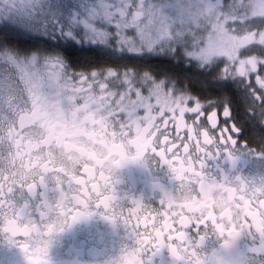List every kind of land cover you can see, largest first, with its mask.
Here are the masks:
<instances>
[{
    "label": "snow or ice",
    "instance_id": "obj_1",
    "mask_svg": "<svg viewBox=\"0 0 264 264\" xmlns=\"http://www.w3.org/2000/svg\"><path fill=\"white\" fill-rule=\"evenodd\" d=\"M177 12L178 0H0V230L19 242L29 264H49V237L69 219L91 215L93 206L131 225L135 244L121 264H146L145 255L164 248L179 261L204 264L188 230L206 227L225 236V246L241 233L254 235L250 264H264V188L209 179L205 161L221 151L231 156L241 129L229 122L230 106L220 111L178 78L177 72H193L196 62L212 66L188 53L173 27ZM219 71L225 80L264 85V63L236 75ZM193 75L213 92L232 87L214 83L211 72ZM255 97L264 109V97ZM113 120L112 134L118 126V135L140 137L132 153L116 147L111 155L89 158L70 143L89 124ZM54 147L83 162H57ZM148 152L171 168L177 194L159 207L134 201L125 216L115 203L113 172ZM18 156L23 171L13 172ZM48 174L68 187L54 206H41L42 217L54 218L37 222L27 200L18 201L35 195Z\"/></svg>",
    "mask_w": 264,
    "mask_h": 264
},
{
    "label": "flooded vegetation",
    "instance_id": "obj_2",
    "mask_svg": "<svg viewBox=\"0 0 264 264\" xmlns=\"http://www.w3.org/2000/svg\"><path fill=\"white\" fill-rule=\"evenodd\" d=\"M230 1L234 2L231 5L236 6L235 10L232 9L235 19L231 21V28L227 30L228 35H225L235 39V44L224 54L217 53L215 57H200L202 55L196 57L212 68H203L198 62L195 67L205 73L211 72L214 75L213 82L228 81L232 85L229 89L231 98L218 94L202 95L188 82H183L196 95L217 104L220 111L224 110V105L230 106L229 122L234 121L241 129L240 143L231 149V156L221 151L215 156H209L205 161L209 179L229 184L243 182L253 188H264V109L255 97V93L264 97V85L255 80L251 85L238 78L225 80L219 71L222 67L225 72L236 75L249 65L264 63V0H228ZM188 39L184 40L187 48L191 44ZM194 45L200 50L203 48L199 43ZM193 60L195 61L194 57ZM253 88L255 93L252 91ZM114 123L113 120L96 126L89 124L74 134L70 138V143L78 149H85L89 158L97 153L111 155L112 149L116 147L132 153L133 144L140 137L118 135V126L116 134H112ZM258 131L261 133L257 134ZM24 135L26 137L27 133ZM244 141H247L246 145ZM52 152L57 162L74 161V164L83 162L82 156H76L74 152L63 147H54ZM14 159L16 167L12 171H23L25 164L23 157L18 156ZM23 177L28 178L26 171L23 172ZM112 179L115 203L124 208L125 216L134 201H140L150 207H159L162 199L175 196L178 191V182L171 168L151 152L140 159L127 160L114 170ZM62 181L58 183L53 174H48L35 195L23 197L18 201L23 203L24 199L27 200L31 219L46 223L54 218L42 217L41 206L45 201L53 206L59 201L62 192L68 187L67 180L62 178ZM189 194L190 189L185 191L181 198L187 199ZM217 199H223L222 192L217 193ZM91 211V215L83 216L74 222L69 219L63 230L49 237L47 255L49 264H121L125 250L135 244L130 230L131 225H125L122 218L116 221L107 219V210L102 207L97 209L93 206ZM134 220L135 218L133 222ZM200 236H204L203 241L200 240ZM13 239L0 230V264H29L19 242H13ZM225 239L226 237L221 236L213 227L199 231L196 228L188 230L189 244L195 245V250L204 264H250L253 260V249L258 246V240L254 235L241 233L240 237L228 246H225ZM144 259L146 264H189L188 260H177L167 248L150 258L149 255H145Z\"/></svg>",
    "mask_w": 264,
    "mask_h": 264
},
{
    "label": "rangeland",
    "instance_id": "obj_3",
    "mask_svg": "<svg viewBox=\"0 0 264 264\" xmlns=\"http://www.w3.org/2000/svg\"><path fill=\"white\" fill-rule=\"evenodd\" d=\"M204 1L181 0L180 3L178 0L179 12L174 13L175 21L173 27L182 37L183 35L189 37L191 44L188 50H193L199 56L202 55L200 57H215L217 53H226L235 44V39L221 32L223 29H220V25L222 26L221 23L223 22L218 17L205 15L211 13L212 8L205 6L202 9L201 5ZM235 2L239 4V2ZM204 17L205 23H201L200 20ZM223 24L225 25V23ZM183 38L187 40V38ZM197 43L203 47L202 50L199 47H195L194 44Z\"/></svg>",
    "mask_w": 264,
    "mask_h": 264
},
{
    "label": "trees",
    "instance_id": "obj_4",
    "mask_svg": "<svg viewBox=\"0 0 264 264\" xmlns=\"http://www.w3.org/2000/svg\"><path fill=\"white\" fill-rule=\"evenodd\" d=\"M241 2H240V4H241ZM231 4H234V2L233 1L228 2V0H211V1L205 0L201 5L202 9L205 6L208 8H212L211 13L205 14V15H209L210 17L211 16L218 17L223 23H225V25L223 23H221L222 26L220 25V29L221 28L223 29V31H221V32L225 33V34H227V30H229L231 28V25H230L231 21H233V19H235V17H233L234 13H232L233 12L232 9L235 10L236 6L231 5ZM215 12H216V14H215ZM203 19H205V17L200 20L201 23H205V21ZM228 22H230V23L228 24ZM183 37H185L187 39L189 38L186 35H183ZM187 51L190 55H194L195 57H199V55H196L195 54L196 52H194L193 50H188V48H187ZM223 53H225V52H223ZM193 72L199 73L202 71L197 70L195 65H194L193 66ZM193 72H177V76L179 79L188 82L190 84V86L193 87L194 90H196L198 93H200L202 95L218 94V95H222L223 97L231 98L232 94L228 88L219 89L215 92L207 90V84L199 83L198 81L200 80V77L193 75ZM213 76L214 75H211V79L213 78ZM212 81H213V79H212ZM219 82H221V81H217L214 83H219ZM223 83H228V81H225V82L223 81L221 84H223ZM201 88H203L205 90L201 91L200 90ZM259 133H261V131L257 132V134H259ZM259 137H260V135H259Z\"/></svg>",
    "mask_w": 264,
    "mask_h": 264
}]
</instances>
